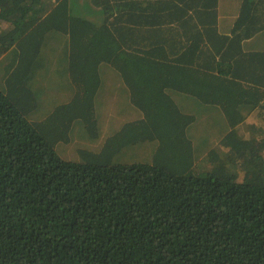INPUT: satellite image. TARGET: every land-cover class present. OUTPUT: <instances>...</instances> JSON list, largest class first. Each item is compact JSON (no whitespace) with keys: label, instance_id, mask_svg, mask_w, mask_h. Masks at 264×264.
<instances>
[{"label":"trees","instance_id":"1","mask_svg":"<svg viewBox=\"0 0 264 264\" xmlns=\"http://www.w3.org/2000/svg\"><path fill=\"white\" fill-rule=\"evenodd\" d=\"M262 13L231 36L218 0H0V264H264Z\"/></svg>","mask_w":264,"mask_h":264},{"label":"crops","instance_id":"2","mask_svg":"<svg viewBox=\"0 0 264 264\" xmlns=\"http://www.w3.org/2000/svg\"><path fill=\"white\" fill-rule=\"evenodd\" d=\"M250 1H252V0H250ZM253 1H254V3L257 4V6H259V8L264 7V0H253ZM243 3H244V0H218V30L221 33L230 34L232 36L233 26H234L236 18L239 16V14L241 12ZM261 18H262L261 21L263 23L264 13L261 14ZM241 47H242V50L249 51L248 53H252L253 55H254V53H256L260 50H264V29H263V31L255 34L251 37L243 38L241 40ZM107 79H108V77H107ZM191 99H194V98L190 95H185V96L179 95L178 97H176V100L181 103L182 109L185 112H192V111H190L192 109L189 108V104H188L189 100H191ZM117 101H118V99L106 100V102L104 103L103 109L101 111L106 110L104 107H110L108 105L109 103L113 104ZM118 103H120V102L118 101ZM127 103H128V98H127ZM208 116L210 117L209 118V125L212 124L213 127L216 126L217 128H220L219 122H217L214 118H212L213 115L211 112ZM117 121H116V123H117ZM195 122L196 121L191 123L188 127V134H190V135H193L196 133V131H193V128H192L193 125L195 124ZM116 123H115V125H116ZM110 124H111L110 119H107L106 126L104 129V131L107 133H112L110 131H112L115 127V125L110 126ZM117 126H118V123H117ZM222 129H224V132L221 134V138L223 137L225 131L227 130V124ZM197 134H200L202 137L205 138V133L197 132ZM209 135H210L211 140H213V144L218 143L221 139V138H218L216 135L211 134L210 132H209Z\"/></svg>","mask_w":264,"mask_h":264},{"label":"rangeland","instance_id":"3","mask_svg":"<svg viewBox=\"0 0 264 264\" xmlns=\"http://www.w3.org/2000/svg\"><path fill=\"white\" fill-rule=\"evenodd\" d=\"M47 58H48V56L46 55V53L42 54L40 56V60H37L35 62V64H34L33 67H40L43 64L45 66H47L49 64L48 63L49 61H48ZM2 68L3 67L0 66V81L2 80V70H3ZM107 77H108V79H105L104 78V80H102L103 85H104V83H106L105 89L102 87V89H100V91L104 92L105 95H112V96H114L115 94H117L118 101L120 103H118V101L115 102V103H113V104L112 103H109L108 105L110 107H104V108L105 109H111L112 110L113 106L116 104V106H114V107H117V109L121 105H123L124 109H126L125 107L127 105V96L128 95L125 96V97H121V96L122 95H125L127 93V90H126V92H125V90H123V92L121 93V91H120L121 90V88H120L121 80L119 78H116V75L115 74L107 75ZM104 94H102V96ZM102 96L100 95L98 98H96L97 103H99L101 101V97ZM104 100H105V98L102 99V101H104ZM188 104L191 105L193 108H195V112H196L195 114H197V117H198V120L196 119V122H195V124L192 127L193 128V131L205 133V138L207 140L206 143L209 144V145L213 143V140H211V138H210L209 132L211 134H213V135H216L218 138H221V134L224 132V129H222V128L226 125V122L222 118V115L221 114H218V115L217 114H214V115H217V116H213V117L219 119V126H220V128H217L216 126L213 127L212 124L209 125V118L210 117L208 115L210 113H207V112H198V107H197L198 105H197V103H196V101L194 99L189 100ZM123 107H120V108H123ZM117 120L112 121V123L110 124V126H114ZM249 125H250V121L248 119H246V121H243V122H241L238 125V129H240V130H242L244 132H247L249 130ZM106 133L107 132L104 131V134H106ZM140 149L143 150V146L140 145ZM138 156H140V155H138ZM204 156H205V154H202L201 157L197 160V162H198L199 165H203L202 163H203V160H204ZM240 176L242 177L243 175L241 174Z\"/></svg>","mask_w":264,"mask_h":264}]
</instances>
